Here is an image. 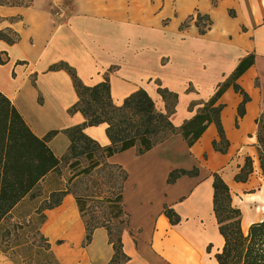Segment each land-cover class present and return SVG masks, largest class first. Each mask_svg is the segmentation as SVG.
<instances>
[{
	"label": "crops",
	"instance_id": "crops-1",
	"mask_svg": "<svg viewBox=\"0 0 264 264\" xmlns=\"http://www.w3.org/2000/svg\"><path fill=\"white\" fill-rule=\"evenodd\" d=\"M198 15L211 21L204 35L196 26ZM0 17L1 30L11 28L21 37L15 45L0 41V91L38 137L59 132L50 142L58 158L70 146L63 132L86 119L69 114L79 101L72 78L64 70L50 71L52 66L68 64L87 87L108 77L117 107L143 89L156 110L166 113L160 83L179 96L170 118L179 128L253 55L254 64L237 80L250 98L244 116L238 114L244 98L232 87L218 102L224 105L221 120L230 142L226 154L213 148L219 135L212 124L191 148L173 135L142 156L132 148L107 162L128 174L123 199L130 222L122 236L128 261L123 264H217L224 239L214 215V173L231 189L243 232L264 220L256 124L264 111V0H33L30 7H0ZM191 104H196L192 110ZM106 130L103 124L84 133L104 147L110 145ZM248 157L253 173L246 183H237ZM194 168L197 177L168 184L172 171ZM165 206L178 214V225L164 215ZM45 216L40 233L57 264L111 262L114 248L105 228L85 244V223L72 194ZM0 264L13 263L0 251Z\"/></svg>",
	"mask_w": 264,
	"mask_h": 264
},
{
	"label": "trees",
	"instance_id": "trees-1",
	"mask_svg": "<svg viewBox=\"0 0 264 264\" xmlns=\"http://www.w3.org/2000/svg\"><path fill=\"white\" fill-rule=\"evenodd\" d=\"M32 3L33 0H0V7H30ZM2 19L0 17V22ZM16 20L18 18L9 19L10 22ZM187 25L185 23L181 28ZM196 26L200 34L204 35L210 28L211 21L208 16L198 15ZM20 39V35L11 28L0 29V41L8 45H15L20 42ZM253 64V55L243 59L232 75L217 86L215 94L203 103L198 113L179 128L175 127L170 120L176 111L179 96L163 88L160 83H158V94L166 104V113L156 110L153 99L143 89L129 96L122 106L117 107L111 98L108 77L94 87H87L68 64L63 62L56 64L50 68V71H66L72 78L79 98V101L69 110V114L79 112L86 119L82 125L63 132L67 135L70 146L62 158H58L50 147V142L59 132L51 131L43 138L38 137L9 98L0 91V227L9 218L16 220L17 223L26 219L35 221L40 238L47 245L48 253L54 260L49 244L40 233V227L46 219L45 211L59 207L63 198L72 194L85 223V244L91 243L97 229L105 228L114 248V256L109 264L127 262L128 257L123 252L122 236L130 222V214L125 210L123 199L124 184L128 174L121 166L111 165L107 160L132 148L136 149L138 156H142L173 135H181L191 148L212 124L216 126L219 135V141L213 142V148L216 152L226 154L230 142L221 120L224 105L218 102L232 87L235 93L244 98L238 108L239 117L244 116L245 105L250 98L237 84V80ZM195 106L196 104H191L190 110ZM103 124L107 125L106 134L110 140V145L104 147L84 133L86 127ZM256 124L259 162L264 177V111ZM82 160L87 163V166L79 170L78 174L72 176L65 184L54 178L56 182L52 186L40 189L44 182L49 183L50 177L60 170L64 162L69 163V167L75 170L81 166ZM102 167L109 170L108 177L115 181L111 186V194L104 201L110 205V211L113 213L111 220L120 219L121 228L114 227L110 220L97 221L95 217L87 220L89 199L96 198L80 196L70 189L77 178L89 177ZM252 173L253 161L248 157L244 167L235 176V181L246 183ZM198 175V168L190 171L174 170L168 177V184H174L184 176L193 178ZM213 188L214 215L219 233L224 239L222 250L215 256L217 264H264V220L252 224L246 233L243 232L241 210L233 205L231 189L218 173L213 174ZM163 213L173 226L180 223V217L171 207L165 206ZM210 249L209 247V252ZM0 250L7 254L2 250V246ZM54 263L57 264L55 260Z\"/></svg>",
	"mask_w": 264,
	"mask_h": 264
},
{
	"label": "rangeland",
	"instance_id": "rangeland-1",
	"mask_svg": "<svg viewBox=\"0 0 264 264\" xmlns=\"http://www.w3.org/2000/svg\"><path fill=\"white\" fill-rule=\"evenodd\" d=\"M85 166H87V163L82 160L80 169L73 170L69 167V163L64 162L60 170L50 177L49 183L44 182L40 189L52 186L56 182L54 178L61 180V182H67ZM108 172L107 168L102 167V169L94 171L89 177H79L72 183L70 189L80 196H93L96 198L94 200L89 199L87 220L94 217L97 221L110 220L114 227H120V219L111 220L113 213L110 211V205L104 201L111 194V186L115 182L108 177ZM97 196H99V199H97ZM0 233H2L0 246L7 253L2 254L13 264H55L48 253L47 245L40 238L38 225L35 221L26 219V221L22 220L17 223L16 220L9 218L1 225Z\"/></svg>",
	"mask_w": 264,
	"mask_h": 264
}]
</instances>
